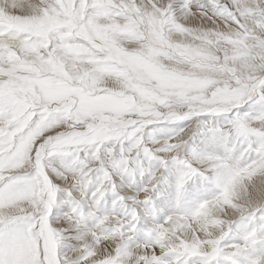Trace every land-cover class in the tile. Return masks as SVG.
<instances>
[{
  "label": "snow or ice",
  "instance_id": "snow-or-ice-1",
  "mask_svg": "<svg viewBox=\"0 0 264 264\" xmlns=\"http://www.w3.org/2000/svg\"><path fill=\"white\" fill-rule=\"evenodd\" d=\"M0 264H264V0H0Z\"/></svg>",
  "mask_w": 264,
  "mask_h": 264
}]
</instances>
